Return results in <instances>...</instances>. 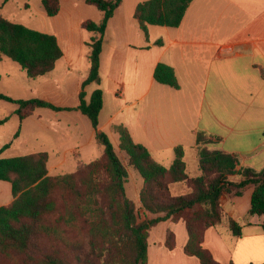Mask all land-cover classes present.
<instances>
[{"label": "crops", "instance_id": "crops-1", "mask_svg": "<svg viewBox=\"0 0 264 264\" xmlns=\"http://www.w3.org/2000/svg\"><path fill=\"white\" fill-rule=\"evenodd\" d=\"M144 1L147 0H137L134 13L137 5ZM122 5L123 2L110 20L106 34L112 23L118 26L122 20ZM60 6L58 15L63 13L61 0ZM102 17L100 12L95 22H101ZM67 19L70 17L64 18L62 31L53 32L45 26L31 27L55 35L63 50V57L50 73L31 79L10 58L4 57L0 62V93L16 100L39 98L73 109L56 112L37 108L21 119L16 113L18 105L0 100V158L46 152L50 176H58L55 171L62 172L59 175L75 172L81 165L93 162L84 158L85 154L91 155L89 149L93 153L101 151L91 121L76 110L82 83L90 70V48L86 43L93 33L89 32L91 37L85 34L88 31L82 25L86 20L75 18L66 23ZM154 26H149L148 38H142L140 32L134 37L125 32L115 39L114 61L123 66L127 60L135 74L129 76V83L122 82L123 94L116 92L117 96L123 95L124 103L118 99L103 122L104 94L100 130L113 136L116 134L113 126L123 124L134 141L147 147L152 157L166 167L172 165L175 156L164 163L155 158L154 152L184 146L190 176L200 173L199 155L196 163L186 161L187 150H197L199 132L220 140L206 147L237 155L242 166L262 169L264 0H194L179 27L159 26L162 30L152 33ZM159 63L175 69L180 89L156 81L154 71ZM118 68L114 66L113 71ZM139 69L145 74L143 78L139 77ZM129 84L131 88L126 94ZM85 92L89 100L88 86ZM128 109L130 112L125 114ZM3 120L6 121L1 122ZM135 130L141 140L136 139ZM7 144L10 146L3 150ZM71 160L76 165L74 171H68ZM143 185L144 181L140 183L134 176L126 184L127 196L128 191L135 192L136 199L131 200L139 208ZM180 189L181 186H177V191ZM253 192L254 187L250 186L242 196L221 197L228 216L242 226V235L234 236L226 223L207 229L202 246L219 264H264L263 219L249 215ZM13 200L12 184L0 180V207ZM170 235L173 237L171 245L167 244ZM148 241L147 264H201L196 256L185 251L188 232L184 220L158 223L150 229Z\"/></svg>", "mask_w": 264, "mask_h": 264}, {"label": "trees", "instance_id": "trees-1", "mask_svg": "<svg viewBox=\"0 0 264 264\" xmlns=\"http://www.w3.org/2000/svg\"><path fill=\"white\" fill-rule=\"evenodd\" d=\"M84 1L97 8L103 17L99 23L86 20L82 25L93 36L86 43L90 48V70L82 83L76 110L91 121L104 153L98 160L81 165L77 171L58 176L48 174L49 155L46 152L0 158V180L12 184L14 195L12 203L0 207V252L19 254L24 257V264H147L150 229L171 219L186 223L187 254L196 256L201 264H219L202 243L207 229L220 226L227 218L221 203L223 195L242 196L253 186L249 215L261 217L264 230V167L257 170L242 166L237 155L206 147V144H216L220 140L207 138L199 132L201 174L191 177L187 173L184 146L175 148V159L170 167H166L152 157L147 147L134 141L126 126L114 125L112 129L119 137L120 150L127 154L128 166L143 178L142 209L146 216H154L140 221L136 204L126 192L128 166L120 159L109 135L100 130L103 90L96 89L89 100L85 92L87 86L102 83L105 34L123 0ZM193 1L147 0L137 5L134 18L148 38L151 25L179 27ZM42 4L49 17L59 14V0H42ZM4 57L17 62L29 78L35 79L55 69L63 57V50L55 35L12 22L0 14V62ZM154 77L160 84L180 89L175 69L165 63L156 66ZM0 100L18 105L16 113L21 119L37 108L56 112L73 110L39 98L16 100L0 93ZM9 146L5 145L3 150ZM102 170L106 173L104 179L98 177ZM178 182L190 185L191 192L174 196L171 185ZM57 195L66 204L70 203V218L65 219L66 222L83 211L91 215L84 219L89 225V242L70 239L57 223L61 217L51 222L52 215L59 209ZM228 223L234 236L240 237L242 226L233 219ZM172 238L170 235L167 244L171 245ZM0 264L3 263L0 261Z\"/></svg>", "mask_w": 264, "mask_h": 264}, {"label": "rangeland", "instance_id": "rangeland-1", "mask_svg": "<svg viewBox=\"0 0 264 264\" xmlns=\"http://www.w3.org/2000/svg\"><path fill=\"white\" fill-rule=\"evenodd\" d=\"M61 1H62V6H63V13L62 15H58L57 17H49L45 13V9L42 5V0H0V7H2V13L0 14L4 16L5 18L7 17L8 19L16 23H21L23 25H26L27 27L33 28V27H41V26L44 27L45 26V29H49L50 31H53V32L62 31L64 29V23H65L64 18L66 16L70 17V19L66 20V23L71 20L73 21L75 18L84 19V20H93V21L99 18V14H100L99 10L95 8L94 6L88 5L84 0H61ZM136 2L137 0H124L123 1V5L121 9L122 10L121 11L122 20H120V22L118 23V26L114 25V23L110 25L109 31L106 34V38H105L106 43L104 45V49H103V53L101 57V65H102L101 66V77L103 79V83H101V85L91 84L88 86L89 87L88 93H89L90 98H91V95L93 94V89L104 88L106 110L102 113L103 122L107 118V114L109 112L108 110H110L113 107L114 103L118 101V99H120V101H123L121 99L123 95L117 96L116 94L117 91L118 93L121 92V94L124 93L122 91V82L126 81L129 83L128 81L129 76L130 75L134 76L135 74L134 69L132 68V66H130L131 64L130 65L127 64V60L123 62L124 64L123 66L117 65V61H114L113 52L117 44L115 39L118 37L119 33H125V32H127L131 37H134L137 32L141 33L142 38L146 37L143 31L140 29L139 23L134 18V9H135ZM75 3L78 5L75 6L74 5ZM151 30H152L151 32L154 33L155 30H162V27L154 26ZM85 34L89 37L92 36L91 33L86 32V31H85ZM120 63L122 64V61H120ZM114 66H116L117 68L119 66L118 70H116L115 72L113 71ZM143 76H145V74L143 73L141 69H139V77L143 78ZM130 88L131 86L129 84L127 87L126 94L129 93ZM128 112H130V109L126 110L125 114H128ZM8 124L10 125L12 124V122ZM135 137L137 140H141L136 130H135ZM110 140L115 150L117 151L120 159L122 160V162L126 166H128L127 154L121 151L119 148L118 135L115 134L113 136H110ZM99 146H100L99 148L101 149V151H103L104 153V148L100 144ZM36 149H39V148H36ZM101 151L100 152L98 151L97 153L96 152L93 153V151L89 149L88 154H91V155L88 156L85 154L84 158L87 159V161L88 160L96 161V159L98 160L103 155ZM17 155H20V154H17ZM154 155L157 160L161 162L164 161V163H168L169 159L175 156V150H166L163 153L154 152ZM198 155H199L198 147H197V150L188 149L186 153V161H188L189 164L191 162L196 163ZM69 163L71 164V167L69 168L68 171H74L76 169L75 162L71 160V162ZM128 171H129V176H130L129 181L134 176L135 178L140 179V183L141 182L143 183L142 177L138 171H136L135 169H132L129 166H128ZM60 173L62 172H59V171L54 172L55 175H59ZM200 174L201 172L199 173V175ZM105 175L106 173H104L102 170L99 172L98 177L104 179ZM191 177H195V176H191ZM177 186H181V189L179 191H177ZM191 190L192 188L190 187V185L186 183L178 182V183H174L171 185V193L174 196L187 195L188 193L191 192ZM128 196L132 200L136 199L135 192L132 193L128 191ZM100 199L102 200L101 197ZM56 202H57L59 209H58V212L52 215L51 222L54 223L58 217H61V220L58 221L57 223L60 224V226H62V228L65 229L66 231L65 234L69 238L71 237L73 239L83 240L84 242H89V237H88V232H87L89 229V225L84 222V219L90 217L91 215L90 214L87 215L85 211H83L81 212L83 214L76 213L74 215L73 220L66 222L65 219L70 218L69 217L70 203L68 202L66 204L60 195L56 196ZM136 208H137V212L139 213L140 221H143L147 218L151 219L154 217L153 215H150V214L147 215L148 216L147 217L144 213V210L142 209V206L141 208H139L136 205ZM226 217L227 218H225L222 224L226 223L229 227L228 220L231 218L228 216V214ZM0 261L3 264H24V257L16 253L8 254L5 252H0Z\"/></svg>", "mask_w": 264, "mask_h": 264}]
</instances>
